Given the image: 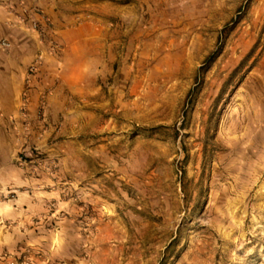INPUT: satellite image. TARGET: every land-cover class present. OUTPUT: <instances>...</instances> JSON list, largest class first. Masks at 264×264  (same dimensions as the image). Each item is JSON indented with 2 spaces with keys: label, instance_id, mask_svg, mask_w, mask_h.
Listing matches in <instances>:
<instances>
[{
  "label": "rangeland",
  "instance_id": "1",
  "mask_svg": "<svg viewBox=\"0 0 264 264\" xmlns=\"http://www.w3.org/2000/svg\"><path fill=\"white\" fill-rule=\"evenodd\" d=\"M59 1L103 59L5 117L0 264H264V0Z\"/></svg>",
  "mask_w": 264,
  "mask_h": 264
},
{
  "label": "crops",
  "instance_id": "2",
  "mask_svg": "<svg viewBox=\"0 0 264 264\" xmlns=\"http://www.w3.org/2000/svg\"><path fill=\"white\" fill-rule=\"evenodd\" d=\"M59 2V0H0V42L8 44L5 48L0 44L2 56L0 59V113L4 117L17 115L16 106L20 95H30L31 108L36 95H65L66 90L78 91L80 83L71 76L78 74L83 77L85 66L98 67L103 59L99 46L95 52L81 49L80 43L85 39L82 30L86 25L71 28H61L56 25L55 22L59 21L60 16L57 9ZM25 12L28 17L25 16ZM30 19L39 21L42 26L48 22L54 25L57 41L63 46L57 55H51L49 50L39 43L38 33L29 31ZM95 35L96 38L99 36L98 33ZM28 39L33 40L32 44L25 42ZM38 53L43 54V62L39 66L40 73L26 83L25 73ZM55 63L62 65L64 70H58L54 66ZM16 71H18L17 75ZM7 124L4 121L0 126V190L3 185V175L10 170V153L13 144L7 132Z\"/></svg>",
  "mask_w": 264,
  "mask_h": 264
},
{
  "label": "built area",
  "instance_id": "3",
  "mask_svg": "<svg viewBox=\"0 0 264 264\" xmlns=\"http://www.w3.org/2000/svg\"><path fill=\"white\" fill-rule=\"evenodd\" d=\"M35 13L38 14L37 11H35ZM29 22L30 23L28 24V29L30 31L38 33L41 29L40 28V22L37 20H33V19H30ZM1 46L5 48V47H8V44L6 42H2ZM35 63L36 64L38 63L37 60L35 61ZM33 70H34V66L31 67L30 71H33ZM28 82L29 81H27V83ZM5 120H6V118L0 113V126L4 123Z\"/></svg>",
  "mask_w": 264,
  "mask_h": 264
}]
</instances>
